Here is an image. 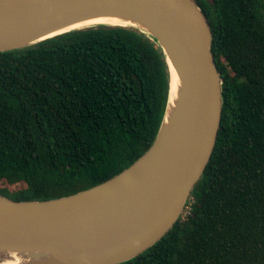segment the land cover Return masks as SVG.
I'll return each mask as SVG.
<instances>
[{
  "label": "trees",
  "instance_id": "obj_1",
  "mask_svg": "<svg viewBox=\"0 0 264 264\" xmlns=\"http://www.w3.org/2000/svg\"><path fill=\"white\" fill-rule=\"evenodd\" d=\"M197 2L223 76L216 147L185 215L123 264H264V0ZM168 93L162 50L131 28L0 52V195L56 199L118 175L153 144Z\"/></svg>",
  "mask_w": 264,
  "mask_h": 264
},
{
  "label": "water",
  "instance_id": "obj_2",
  "mask_svg": "<svg viewBox=\"0 0 264 264\" xmlns=\"http://www.w3.org/2000/svg\"><path fill=\"white\" fill-rule=\"evenodd\" d=\"M98 20L119 23L86 27ZM101 26L138 30L163 52L169 93L156 138L131 166L89 189L44 201L0 195V260L15 254L20 261L11 264L126 263L183 217L212 158L223 76L197 0H0V52Z\"/></svg>",
  "mask_w": 264,
  "mask_h": 264
},
{
  "label": "bare ground",
  "instance_id": "obj_3",
  "mask_svg": "<svg viewBox=\"0 0 264 264\" xmlns=\"http://www.w3.org/2000/svg\"><path fill=\"white\" fill-rule=\"evenodd\" d=\"M106 23H110V24H117L119 23V21L117 20H98V21H94L92 22L91 24L89 25H86L87 26H94V25H99V24H106ZM128 25V24H127ZM172 76H173V96L176 92V87H177V84H178V78L176 76V73L175 71L173 70L172 68ZM20 261L19 258H17V256L15 254H8V255H3L1 260H0V264H11V263H15V262H18Z\"/></svg>",
  "mask_w": 264,
  "mask_h": 264
},
{
  "label": "rangeland",
  "instance_id": "obj_4",
  "mask_svg": "<svg viewBox=\"0 0 264 264\" xmlns=\"http://www.w3.org/2000/svg\"><path fill=\"white\" fill-rule=\"evenodd\" d=\"M4 185H5V183H4V184H0V189L3 188V187H5ZM8 187H10V186H8ZM10 189H11L12 191L16 190V188H12V187H10ZM185 212H186V211H185ZM184 215H185V213H184ZM184 215H183V216H184Z\"/></svg>",
  "mask_w": 264,
  "mask_h": 264
},
{
  "label": "flooded vegetation",
  "instance_id": "obj_5",
  "mask_svg": "<svg viewBox=\"0 0 264 264\" xmlns=\"http://www.w3.org/2000/svg\"><path fill=\"white\" fill-rule=\"evenodd\" d=\"M198 1V0H197Z\"/></svg>",
  "mask_w": 264,
  "mask_h": 264
}]
</instances>
